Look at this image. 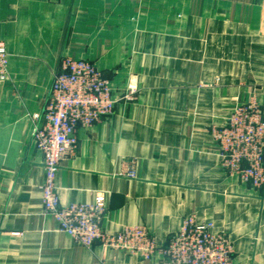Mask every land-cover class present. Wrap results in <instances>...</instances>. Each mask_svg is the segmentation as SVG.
<instances>
[{"label":"crops","instance_id":"1","mask_svg":"<svg viewBox=\"0 0 264 264\" xmlns=\"http://www.w3.org/2000/svg\"><path fill=\"white\" fill-rule=\"evenodd\" d=\"M0 41V264H160L85 247L43 209L31 115L64 55L104 71L116 102L77 130L56 176L61 204L101 193L107 232L143 226L159 245L194 215L228 236L234 264H264V186L228 176L209 132L252 97L264 110V0H0Z\"/></svg>","mask_w":264,"mask_h":264},{"label":"built area","instance_id":"2","mask_svg":"<svg viewBox=\"0 0 264 264\" xmlns=\"http://www.w3.org/2000/svg\"><path fill=\"white\" fill-rule=\"evenodd\" d=\"M8 74V52L0 41V79ZM44 117L32 129L36 147L43 155L44 179L41 185L42 202L59 229L86 246L99 239L107 247L138 254L142 258L160 255V264H234L232 245L224 233H216L210 221H197L193 215L184 218L179 230L166 246L159 245L143 226L124 227L107 232L101 226L106 209L103 195L89 203L60 205L56 187L59 162L72 153L77 143V126L89 127L101 116L109 114L116 102L110 79L84 59H63L61 71L55 76ZM129 90V91H128ZM129 86L126 97H132ZM254 101V100H252ZM239 104L230 117L211 136L218 145L222 165L229 174L260 184L264 179V120L256 102ZM37 118V116H36ZM227 151V157L222 152ZM246 162L240 171V162ZM134 177V164L123 173Z\"/></svg>","mask_w":264,"mask_h":264},{"label":"rangeland","instance_id":"3","mask_svg":"<svg viewBox=\"0 0 264 264\" xmlns=\"http://www.w3.org/2000/svg\"><path fill=\"white\" fill-rule=\"evenodd\" d=\"M68 56H70V57H72L73 59H78V57H74V56H71V55H64L62 58H61V60H60V64H59V68H58V71L55 73V75H54V78H53V81H52V84H51V87H50V89H49V92H48V95H47V97H46V100H45V103H44V106H43V108H42V111L40 112V113H34V114H32L31 115V120H32V129L35 127V126H38V123H39V121L40 120H42L43 119V117H44V113H45V108H46V106H47V104H48V101H49V95H50V90L53 88V84H54V80H55V76L59 73V71H61V68H62V63H63V59L65 58V57H68ZM80 59H83V58H80ZM84 60H87V59H84ZM89 61V60H88ZM91 62V61H90ZM91 63H93V62H91ZM94 64V63H93ZM95 65V64H94ZM101 73H102V75L103 76H105V77H107L108 79H110L109 78V76L104 72V71H102L101 70ZM1 80V79H0ZM7 79H5V80H2V81H6ZM129 91V90H128ZM128 92L127 91H125V92H123L122 93V95H121V98L122 99H124V100H132L133 99V97H134V94H135V90H134V92L131 94V96L132 97H126L125 96V94H127ZM116 100V99H115ZM252 100H254V101H256V103L258 104V106H259V108L261 109V111H262V119L264 120V110H263V107L261 106V104H260V102H259V100L256 98V97H252V98H250V100L249 101H252ZM247 103V102H246ZM115 105V104H114ZM239 105V104H238ZM238 105H236L235 107L233 106V108H232V110H231V112H230V114L228 115V117H227V119L230 117V115L233 113V111L236 109V107L238 106ZM114 108V107H113ZM112 111H113V109L111 110V112L109 113V114H105V115H103V116H101V118L98 120V121H95V122H93L89 127H91L92 125H94V124H96V123H98L99 121H101V119H103L104 117H106V116H108V115H110L111 113H112ZM36 116H37V118H36ZM226 119V120H227ZM224 123V122H223ZM223 123H212V125L209 127V132H210V134H211V132H212V130L214 129V128H217V127H219L220 125H222ZM89 127H82V125H78L77 126V130L78 129H80V128H89ZM31 137H32V132H31ZM32 140H33V137H32ZM77 140H78V138H77ZM33 143H34V145H35V142L33 141ZM76 145H77V143H76ZM217 145V144H216ZM36 146V145H35ZM218 146V145H217ZM76 147V146H75ZM37 148V147H36ZM38 149V148H37ZM219 149V148H218ZM220 153V152H219ZM227 151H225V152H222V154L223 155H225L226 157H227ZM68 156V155H67ZM66 156V157H67ZM42 157H43V155H42ZM66 157H64L62 160H64ZM62 160H60V162H59V168H60V163H61V161ZM221 161H222V158H221ZM263 162V164H262V169H263V173H264V160L262 161ZM246 166V162H244V161H241L240 162V166H239V168H240V171L241 170H244L245 168H243V167H245ZM222 167H223V169H224V171H225V173L228 175V176H231L229 173V168H227V167H225V166H223L222 165ZM42 168H43V162H42ZM124 175L125 176H127L128 178H135V176H136V174H135V176L134 177H132V176H129V174H128V172L127 173H124ZM232 176H235L234 174L232 175ZM237 177V179L241 182V183H245V184H248V185H250L251 187H253V188H255V189H261L263 186H264V179H263V181L260 183V184H258V185H256V184H254L253 183V181H251L250 179H248V180H246V179H243V178H241V176L239 175H237L236 176ZM42 185V184H41ZM40 189H41V186H40ZM41 195H42V189H41ZM98 195H102L101 193H98ZM96 196V195H95ZM94 196V197H95ZM103 197H104V195H103ZM94 199V198H93ZM93 201V200H92ZM91 201V202H92ZM104 201H105V197H104ZM59 203H60V205H62L61 204V202L59 201ZM42 205H43V209H44V211L47 213V211H46V209H45V206H44V204H43V202H42ZM105 205H106V203H105ZM106 213H107V207H106V209H105V212H104V214H103V217H102V220H101V226H102V223H103V220H104V218H105V216H106ZM48 215H50L49 213H47ZM50 216H52V215H50ZM188 216H190V215H188ZM188 216H186V217H188ZM194 216V215H193ZM53 217V216H52ZM185 217V218H186ZM54 218V217H53ZM196 219V218H195ZM184 220V219H183ZM183 222V221H182ZM58 225V224H57ZM58 229H59V226H58ZM104 229V228H103ZM59 231H61L60 229H59ZM61 232H63V231H61ZM118 232V231H117ZM64 233V232H63ZM116 233V232H115ZM150 233V232H149ZM66 234V233H65ZM175 233H173V234H171L168 238H167V240H166V242L164 243V244H162V246H166L167 245V243H168V241H169V239L171 238V236H173ZM224 235L225 236H227L225 233H224ZM150 236L152 237V238H155L153 235H152V233H150ZM228 237V236H227ZM72 239H74L75 241H77L78 243H80L81 245H83V246H85V247H91L95 242H99L100 243V245H102V246H104V247H107L106 245H105V243H103L101 240H99V239H96V240H94L92 243H91V245H89V246H86L85 244H83V243H81L79 240H77V239H75L74 237H71ZM229 239V238H228ZM156 240V239H155ZM157 241V240H156ZM231 245H232V243H231ZM107 248H110V249H113V250H119V249H116V248H113V247H107ZM122 251H125V250H122ZM126 252H128V251H126ZM156 255V254H155ZM231 257L233 258V249H232V252H231ZM141 257V256H140ZM142 258V257H141ZM151 258V257H150ZM149 257L148 258H142V259H150ZM160 263H161V260H160Z\"/></svg>","mask_w":264,"mask_h":264},{"label":"bare ground","instance_id":"4","mask_svg":"<svg viewBox=\"0 0 264 264\" xmlns=\"http://www.w3.org/2000/svg\"><path fill=\"white\" fill-rule=\"evenodd\" d=\"M99 69V68H98ZM101 70V69H100ZM110 88H111V91H112V84H111V80H110ZM112 94H113V91H112ZM114 98V97H113ZM248 102H251V101H248ZM252 102H256V101H252ZM235 111V110H234ZM233 111V112H234ZM83 203V202H82ZM182 225V224H181ZM181 227V226H180ZM229 241H230V239H229ZM231 242V241H230Z\"/></svg>","mask_w":264,"mask_h":264}]
</instances>
